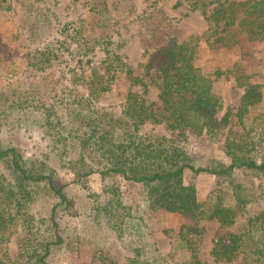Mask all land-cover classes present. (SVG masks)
Returning <instances> with one entry per match:
<instances>
[{"label": "trees", "instance_id": "16d2710c", "mask_svg": "<svg viewBox=\"0 0 264 264\" xmlns=\"http://www.w3.org/2000/svg\"><path fill=\"white\" fill-rule=\"evenodd\" d=\"M20 1L44 4L30 26L29 35L33 39L54 26L55 13L49 0ZM213 1L217 4L212 10L203 12L210 23L209 33L215 35L214 41L231 45L237 42L239 32H245L252 40H264V0H211L208 3ZM199 2L208 4L206 0H195L192 6L197 7ZM12 6L13 0H0V9ZM124 48V40L116 44L108 41V47H105L109 61L107 68H113L114 73L105 77L104 72L95 70L88 76L91 95L108 89L118 70L126 72L131 85L143 87L141 91L128 92L121 114L95 104L89 97L78 98L66 85L50 95L49 101H43L46 97H37L41 93L32 88L26 93L13 90L0 104L8 101L5 109L9 107L12 114L39 110L45 131L54 135L65 151L88 148L104 160L98 168L81 153L79 158L68 157L67 165L71 167L74 180L99 172L103 194L108 199L99 202L95 214L98 217L103 212L117 235L128 239L132 252L122 262L109 259L106 264H207L199 258L196 244L189 237L190 233L198 231L196 224L181 230L182 238L176 246L189 250L187 258L177 260L172 252L158 247L150 237L143 216L134 213L131 205L123 202L121 184L116 181L118 175L143 186L145 198L153 208H164L197 219L217 218L221 224L232 226L228 240L214 246L215 259L231 261L239 255L245 264H264V207L251 215L246 214L248 204L258 195L264 196V115L256 117L249 126L243 125L251 108L263 99L262 84L251 80L236 67L215 72L216 77L232 73L237 84L243 87L236 113L243 130L238 133L231 125L230 108L222 116L218 115L224 104L213 89L215 78L195 65L184 41L172 37L165 45L150 51L143 63V75L135 74L134 68L122 58L120 53ZM37 54L36 66L41 70H46L58 57L56 47L50 45L37 49ZM144 76H150L151 81H146ZM71 78L73 82L83 79L78 72ZM150 83L159 87V98L165 110L162 114L157 112L156 103L147 97ZM159 121L166 122L172 131L182 129L183 137L191 130L195 134L209 133L212 138L221 139L229 161L215 159L210 165L196 166L185 144L176 137L141 132L145 123ZM0 161L11 174L7 176L0 171V240L7 239L13 226L20 224V241L25 249L22 264H49L48 257L65 240L56 209L67 201V185H57L55 169H50L47 158L24 157L15 145L0 141ZM246 170L260 182L240 181L238 174ZM189 171L192 176L202 172L218 175L221 182L205 200H201L194 179L186 180ZM38 184H43L59 198L51 209L47 234L39 228L40 219L30 208L33 189ZM141 219L145 223H140ZM0 264L7 263L0 259Z\"/></svg>", "mask_w": 264, "mask_h": 264}, {"label": "rangeland", "instance_id": "374dc122", "mask_svg": "<svg viewBox=\"0 0 264 264\" xmlns=\"http://www.w3.org/2000/svg\"><path fill=\"white\" fill-rule=\"evenodd\" d=\"M194 1L49 0L55 13L54 26L33 39L29 35L30 26L34 24L43 2L31 4L13 0L12 8L0 9V101L4 102V96L13 90L26 93L32 88L41 93L37 97H46L43 101H49L50 95L66 85L72 88L78 98L89 97L95 104L121 114L128 92L143 90L141 85H131L123 70L115 72L108 89L92 95L88 82V76L95 70L104 72L105 77L114 73L113 68H107L109 61L106 59L105 47H108V41L116 44L124 40L125 48L120 53L122 58L134 68L135 74L143 75V63L149 52L165 45L174 37L185 42L195 65L215 78L213 89L221 96L224 104L218 115L222 116L230 108V124L239 133L243 130V125L249 126L256 117L264 115V40H252L245 32H239L237 42L221 45L214 41L215 35L209 33L210 23L203 12H210L217 1L208 3L211 0H206L207 5L199 2L197 7H193ZM36 29L40 31L37 26ZM46 45L56 47L58 57L52 60L46 70H41L36 66L39 57L37 49ZM234 67L248 74L251 80L260 82L263 90L262 101L251 108L243 125L238 122L236 115L243 87L237 84L232 73L229 76L215 75L217 70L226 71ZM75 72L82 74L84 80L80 78L73 82L71 75ZM144 78L151 81L150 76ZM159 92L157 84L150 83L147 97L156 103L157 112L162 114L165 110ZM5 102L0 104L3 119L0 117V141L15 145L24 157L47 158L50 169H55L57 185H67V201L60 203L56 209L65 240L48 257L49 264H106L109 259L124 261L132 252L128 239L117 235L103 212L98 217L95 214L99 202H106L108 199L103 194L101 175L96 171L84 179L74 180L71 167L67 165L68 157L79 158L81 153L98 168L104 160L88 148L65 151L55 136L45 131L40 122L39 110L12 114L9 107L5 109L9 103ZM181 131L182 129L170 130L164 121L147 122L141 129L145 134L176 137L185 144L196 166L210 165L215 159L229 161L221 139H214L209 133L195 134L191 130H187L186 137H183ZM0 171L11 176L2 161ZM237 177L245 183L260 182L248 170L242 171ZM189 179L196 182L201 200H205L210 191L221 182L218 175L205 172L192 176L189 171L186 180ZM116 181L121 184L123 202L131 205L134 213L143 216L150 237L163 251L172 252L177 260L187 258L189 250L176 246L182 238L181 230L196 224L198 231L190 233L189 237L195 242L198 256L203 262L245 264L239 255L231 261L214 258V246L228 240L232 226L221 224L217 218L197 219L192 215L153 208L145 198L143 186L126 181L121 175L116 177ZM33 190L30 208L40 219L39 228L47 234L51 223V209L59 202V198L43 184L35 185ZM262 207L264 196L258 195L248 204L246 214L251 215ZM140 221L145 223L143 219ZM20 227V224L13 226L8 238L0 240V259L7 264L15 261L24 263L22 252L25 249L20 241Z\"/></svg>", "mask_w": 264, "mask_h": 264}]
</instances>
